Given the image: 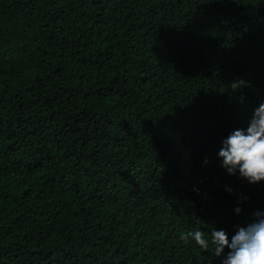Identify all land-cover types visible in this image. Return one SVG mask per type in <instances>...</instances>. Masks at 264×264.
<instances>
[{"label":"trees","instance_id":"trees-1","mask_svg":"<svg viewBox=\"0 0 264 264\" xmlns=\"http://www.w3.org/2000/svg\"><path fill=\"white\" fill-rule=\"evenodd\" d=\"M262 103L264 0H0V264H221L179 237L264 212Z\"/></svg>","mask_w":264,"mask_h":264},{"label":"clouds","instance_id":"clouds-1","mask_svg":"<svg viewBox=\"0 0 264 264\" xmlns=\"http://www.w3.org/2000/svg\"><path fill=\"white\" fill-rule=\"evenodd\" d=\"M243 86L245 82L240 81L232 88ZM218 157L230 175L238 172L250 184L264 181V103L254 110L246 130L237 129L222 142ZM235 211L239 213L241 209ZM254 216L246 226L237 227L231 240L224 230L215 229L210 240L202 230L181 233L179 238L184 243L194 240L203 251L211 249L213 256L223 257L221 264H264V212L257 211Z\"/></svg>","mask_w":264,"mask_h":264},{"label":"rangeland","instance_id":"rangeland-1","mask_svg":"<svg viewBox=\"0 0 264 264\" xmlns=\"http://www.w3.org/2000/svg\"><path fill=\"white\" fill-rule=\"evenodd\" d=\"M187 168H188V166H187Z\"/></svg>","mask_w":264,"mask_h":264}]
</instances>
